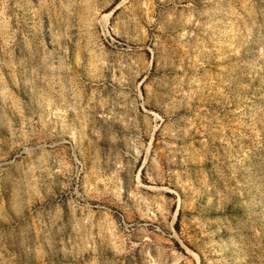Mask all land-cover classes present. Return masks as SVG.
I'll return each mask as SVG.
<instances>
[{"label": "rangeland", "instance_id": "obj_1", "mask_svg": "<svg viewBox=\"0 0 264 264\" xmlns=\"http://www.w3.org/2000/svg\"><path fill=\"white\" fill-rule=\"evenodd\" d=\"M0 264H264V0H0Z\"/></svg>", "mask_w": 264, "mask_h": 264}]
</instances>
